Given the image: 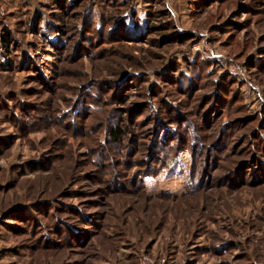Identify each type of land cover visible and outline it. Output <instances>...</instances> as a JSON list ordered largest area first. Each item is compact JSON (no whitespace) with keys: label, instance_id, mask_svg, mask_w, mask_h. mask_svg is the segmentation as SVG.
<instances>
[{"label":"rangeland","instance_id":"rangeland-1","mask_svg":"<svg viewBox=\"0 0 264 264\" xmlns=\"http://www.w3.org/2000/svg\"><path fill=\"white\" fill-rule=\"evenodd\" d=\"M8 34L0 264H264V0H0Z\"/></svg>","mask_w":264,"mask_h":264},{"label":"trees","instance_id":"trees-1","mask_svg":"<svg viewBox=\"0 0 264 264\" xmlns=\"http://www.w3.org/2000/svg\"><path fill=\"white\" fill-rule=\"evenodd\" d=\"M64 2H65V4H67L68 3V0H64ZM57 29L59 30V28H57ZM116 31H117V28H116ZM58 33H60V35H63V36L65 35L62 31H58ZM126 37L129 38L131 36H130V34H128V36H126ZM163 37H165V38L167 37V39L169 38V39H172L173 41H180L182 43L188 42L191 39V35H188V34L187 35H181V34H178V33H171V34L165 35ZM12 40L13 39H12V37L9 34L8 35H5V36H3L1 38L0 44H1V49L3 50L4 53L11 52V50H12V43H13ZM223 87H225V89H226V86H223ZM184 90H186L185 87H184ZM221 93H224V92L220 90V93L214 94L213 97L211 98L213 100H218L219 101V103L217 104L218 106L222 105L225 102V98L223 97V95ZM206 105H205V107H206ZM203 107H204V105H203ZM203 107L201 108V111H200L202 113V115L204 113L203 112L204 110H202ZM209 113H212V112L209 111L207 113L208 120H209ZM170 115L173 116L174 113L173 112H170ZM159 122L160 121L157 120V123H156V126H155L156 128L154 129V133H157L158 138L159 139L161 138L162 140L165 139L166 136L170 137L172 135V133H171L172 130H169V132L168 131L166 132V130L164 129L165 128L164 127L165 125L163 123L160 124ZM122 135H123L122 124H120L117 127L112 128V130H111V137H112V140L113 141H117V140L119 141L121 139Z\"/></svg>","mask_w":264,"mask_h":264}]
</instances>
